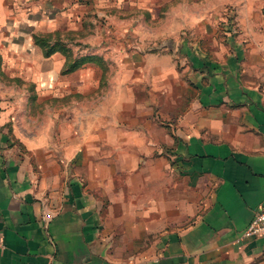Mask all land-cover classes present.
I'll return each instance as SVG.
<instances>
[{
  "label": "crops",
  "instance_id": "0c3cea01",
  "mask_svg": "<svg viewBox=\"0 0 264 264\" xmlns=\"http://www.w3.org/2000/svg\"><path fill=\"white\" fill-rule=\"evenodd\" d=\"M88 1L33 0L42 6L39 12L29 13L28 19L41 21L47 16L60 21L62 13L71 11L74 18H79L78 35L83 38V6ZM4 7L15 16L12 0H5ZM86 7L91 8V4ZM257 15L254 13L253 18ZM7 22L12 24L13 17ZM62 29L69 31L66 21L55 33L60 34ZM2 31L5 36L11 35L7 28ZM19 32L21 35L13 37L12 43L23 47L26 36L31 35L37 55L48 58L60 54L67 59L61 75L70 74L72 51L69 54L54 47L57 45L48 36L54 49L46 55L45 47L37 42V38L46 37V29L38 33L34 26L22 23ZM229 41L231 46L226 48L231 55H225L224 62L215 53L195 50L186 53L187 62H182L187 64L179 67L176 55L166 50L151 52L171 56L177 71L183 74L180 84L173 86V102L162 103L157 115L147 119L137 120L135 111L125 110L120 115L121 126L153 131L164 148L163 156L155 154L153 169L167 163L174 171L168 173L163 187L148 189L144 181L139 182L136 201L144 198L142 194L152 195L159 211L148 218L137 216L140 227L120 248L109 247L105 237L114 232L123 212L117 215L111 201L102 195L97 173L103 171L105 182L111 179L117 192L124 189L130 197L126 183L129 177L113 167L115 157H106L101 169V162L88 154L87 145L67 169L62 148L30 151L16 136L14 124L29 135L21 121L26 118L31 122L42 105L52 99H41L36 85H30L23 111L13 112L15 121L10 117L0 127V264H109L105 255L118 257L124 264L142 256L155 257L144 264H264V236L244 234L255 210L264 204V155L254 151L264 149V76L250 74L254 65L264 72V60L251 55L257 46L251 41ZM3 47H9L7 40ZM141 56H132L125 63L135 62L140 67ZM72 71L104 75L95 65H80ZM15 83L23 82L17 79ZM250 86L258 87L259 92L249 91ZM133 92L137 102L147 98V93ZM71 99L66 96L65 101L52 102L67 106ZM76 116L71 107L61 113L55 135L71 127ZM213 121L222 122V130L212 129ZM93 134L103 139L105 129ZM53 179L58 182L55 195L48 189L42 197L41 188ZM50 210L56 212L51 218ZM146 226L157 231L149 232Z\"/></svg>",
  "mask_w": 264,
  "mask_h": 264
},
{
  "label": "clouds",
  "instance_id": "9594fccd",
  "mask_svg": "<svg viewBox=\"0 0 264 264\" xmlns=\"http://www.w3.org/2000/svg\"><path fill=\"white\" fill-rule=\"evenodd\" d=\"M4 2L5 0H0V57L4 60L0 71L8 74L12 83H0V127L8 123L10 117L15 121L13 112L23 111L27 103L26 98L30 95L28 88L35 84L38 97L52 99L42 105L37 115L31 118V122L26 118L21 121L22 127L29 135H25V132L14 124L16 136L30 151L36 152L41 148L59 151L62 148L66 162L65 169L84 145L88 146V154L101 162V169L106 157H115L113 167L129 177L126 183L127 188L131 190V196L126 195L124 189L117 192L111 179L105 182L103 171H99L97 175L102 195L107 196L111 201L113 211L117 215L120 211L123 212L114 232H110L105 237L109 247L120 248L129 242L130 235L140 227L136 221L137 216L148 218L159 211L157 199L152 195L142 194L144 198L136 201L135 193L139 189V182L144 181L148 189L155 186L163 187L168 182V173L174 171L167 163L159 169H153L155 154L161 156L164 154V148L160 146V138L153 131L143 128L125 129L121 126L120 115L125 110L135 111L137 120L157 115V109L162 103L173 102V86L181 82L183 74L177 71L173 58L151 54L150 50L166 49L170 46V41L179 44L182 42L181 36H187L188 33L195 38L198 30L206 34V28L203 27L205 22L211 24L213 29H217L221 23L227 25V17L234 11L236 23L242 32L237 43L251 41L256 44L257 46L251 50V55L260 56L264 60L262 55L264 31H261L264 29V12L261 11L264 10V0H160L159 5L156 0H128L135 11L124 20L119 19V16L124 14L122 10L125 0H115V3L99 0L94 16L106 21L104 28L97 27L94 34L87 38L76 35L75 40L106 52L105 61L115 62L109 65V71L102 77H98L93 71L73 73L72 69H68L69 75L62 76L67 59L58 53L48 58L42 53L37 55L31 35L26 36L27 42L23 47L12 43L13 37L21 35L19 27L22 23L34 26L38 33L46 29L47 33L54 34L66 21L68 30L78 33L79 18H74L71 11L62 13L60 21L49 20L47 16L41 21H36L29 20L28 15L39 12L42 5L33 3V0H12L16 10L13 16V13L8 12L4 7ZM157 8H163L160 13L161 19L157 18ZM112 9L116 10L115 14H111ZM145 12L152 14L151 22H145ZM254 13H259L255 19ZM9 17H13L12 24L7 22ZM90 23L99 25V20L93 18L90 19ZM5 28L11 33L10 36L3 34L2 30ZM129 35L133 38V43L129 44V47L134 49L132 53L121 46L111 45L113 36L118 44ZM226 35L230 37L232 33ZM61 39L67 42L66 35H62ZM5 40L9 43L7 48L3 47ZM55 40L56 37L53 35L52 43H55ZM106 40L109 41L110 48L101 47ZM213 44L219 48L215 56L224 62L225 55H231L228 48L218 41H213ZM9 53H12V56ZM73 53L83 58L88 54V50L81 51L73 47ZM140 53H143L140 57L142 66L136 67L135 62L125 63L126 59L130 60L132 56ZM46 66L47 70H45ZM137 72L139 75H134ZM250 74L264 76V72H260L255 65L250 70ZM17 79L23 83H15ZM133 89L147 93V98L137 102ZM249 91L259 92V88L250 86ZM66 96L72 97L67 106L52 102L65 101ZM75 96H80L82 99L77 100ZM69 107L77 113V116L71 127L61 129L57 137L55 135L57 121L61 113L67 112ZM211 127L214 130H222V122L213 121ZM102 128L105 129L103 139L93 134ZM33 132L35 135H31ZM81 133H83L82 137ZM194 134L199 137L198 132ZM97 143L99 147L96 146ZM254 151L264 155V149L255 148ZM64 175H67V171ZM35 179L33 176V182ZM57 187V180H51L41 188V196L43 197V193L48 189H52L55 195ZM260 207L264 208V204ZM188 212L192 214V209L189 208ZM55 214V211L50 210L49 218ZM260 219L264 220V216ZM147 230L157 231L152 228ZM121 233L123 237L119 238ZM261 235H264V231H261ZM105 259L109 260V264H124L118 257L105 255ZM149 259L155 257L142 256L129 259L127 264H144V261Z\"/></svg>",
  "mask_w": 264,
  "mask_h": 264
},
{
  "label": "rangeland",
  "instance_id": "374dc122",
  "mask_svg": "<svg viewBox=\"0 0 264 264\" xmlns=\"http://www.w3.org/2000/svg\"><path fill=\"white\" fill-rule=\"evenodd\" d=\"M98 2L99 0H89L87 4H91V8L86 7L87 4L83 6V26H82L83 38H87L88 36L94 34V31L97 29V27H99L100 29H103L104 25L106 24V21L104 19H101L98 16H94L95 8ZM109 2L115 3V0H109ZM156 3L157 5H159L160 0H156ZM156 10H157V18L161 19L162 16L160 15V13H162L163 8H157ZM115 11H116L115 9H112L111 14H115ZM122 11L124 14L120 15L119 19L124 20V19L129 18V16L132 13H134L135 10L131 7L128 0H125V5ZM93 18L99 20V25L90 23V19H93ZM227 18H228L227 25H225L224 23H221L217 29H213L211 24H207V22H205L203 27L206 28V34L198 30L196 37L193 38L192 34L188 33L187 36H181V41H182L181 43L176 44L175 41H170L169 42L170 46L167 47L166 49L153 48L150 50V52L158 51V50H166L168 53L176 55L175 59L177 60V65L179 67L180 65H183L185 67L187 63L182 62V59H185V62H187L186 53H190L191 51H195V50H200V51L206 52V54L212 55V53H215L216 51L219 50L218 46H214L213 41H218L222 43L225 47H230L231 43L229 39L232 38L233 40H238V37L242 35V32L236 23V13L233 11V14L231 16H228ZM144 19H145V22H151L152 14L145 12ZM78 28L80 27L78 26ZM62 30L63 31L60 34L46 33V38H48L49 36L51 39V43H52L53 35H55L56 37L55 44L57 45L58 48L65 50L69 54L72 51L70 60L75 61V60L83 59V62L81 63L83 67L95 65L99 67L100 70L103 71L104 75L109 71V65L115 63L112 60L105 61L104 57L107 54L106 52H101L98 48L91 47V45L81 44L77 42L74 38L76 35L80 33H69V31L68 32L65 31L67 29H62ZM79 31L81 30L79 29ZM113 31H115L114 28H113ZM226 33H232V35L229 37L226 35ZM104 34L106 35V33ZM62 35H66L67 42L61 39ZM131 43H133V38L130 35L127 38L120 40L118 44L114 36L111 38V45L121 46L127 49L129 53H132L134 51L133 48L129 47V44ZM73 47L79 48L81 51H84L85 49H87L88 54L83 56V58H81L78 54L73 53ZM101 47L110 48L109 41L106 40L101 45ZM139 55H143V53H140L136 56H139ZM2 65H3V59L0 57V66ZM7 77L8 76L5 72L0 71V81L2 83L8 84L10 82L8 81Z\"/></svg>",
  "mask_w": 264,
  "mask_h": 264
},
{
  "label": "built area",
  "instance_id": "2783aa9c",
  "mask_svg": "<svg viewBox=\"0 0 264 264\" xmlns=\"http://www.w3.org/2000/svg\"><path fill=\"white\" fill-rule=\"evenodd\" d=\"M262 216H264V208L259 207L255 210L254 217L244 232L246 236H264L261 235V231H264V220L260 219ZM1 246H3V240L0 234V247Z\"/></svg>",
  "mask_w": 264,
  "mask_h": 264
},
{
  "label": "trees",
  "instance_id": "16d2710c",
  "mask_svg": "<svg viewBox=\"0 0 264 264\" xmlns=\"http://www.w3.org/2000/svg\"><path fill=\"white\" fill-rule=\"evenodd\" d=\"M37 42H39L40 44H42L44 47H45V54L46 55H49L54 47H57V46H50V40L49 38H46V37H41V38H37ZM70 59V58H69ZM83 62V59H79V60H71V62L69 63V67L71 69H74V68H77L78 66L82 65L81 63Z\"/></svg>",
  "mask_w": 264,
  "mask_h": 264
}]
</instances>
